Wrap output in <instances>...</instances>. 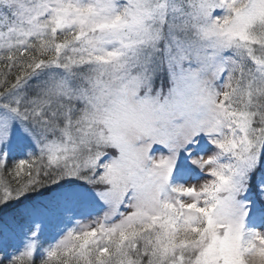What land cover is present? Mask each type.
<instances>
[{
    "label": "snow or ice",
    "instance_id": "1",
    "mask_svg": "<svg viewBox=\"0 0 264 264\" xmlns=\"http://www.w3.org/2000/svg\"><path fill=\"white\" fill-rule=\"evenodd\" d=\"M0 264H264V0H0Z\"/></svg>",
    "mask_w": 264,
    "mask_h": 264
}]
</instances>
